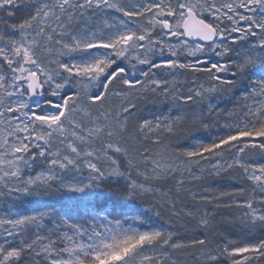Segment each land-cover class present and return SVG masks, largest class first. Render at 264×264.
Here are the masks:
<instances>
[{
    "label": "rangeland",
    "instance_id": "374dc122",
    "mask_svg": "<svg viewBox=\"0 0 264 264\" xmlns=\"http://www.w3.org/2000/svg\"><path fill=\"white\" fill-rule=\"evenodd\" d=\"M189 10L223 39H185ZM0 26V189L57 182L93 208L105 184L140 191L137 203L121 196L135 203L124 215L98 211L68 228L46 211H0V264H264L262 0H0ZM245 75L235 100L218 94ZM147 97L159 102L133 122ZM198 110H213L210 137L173 154L158 145L193 128ZM220 176L230 210L222 189L197 183ZM166 184L191 200L176 225L162 219ZM216 215L245 231L242 242L194 239Z\"/></svg>",
    "mask_w": 264,
    "mask_h": 264
},
{
    "label": "trees",
    "instance_id": "16d2710c",
    "mask_svg": "<svg viewBox=\"0 0 264 264\" xmlns=\"http://www.w3.org/2000/svg\"><path fill=\"white\" fill-rule=\"evenodd\" d=\"M5 29V26H0V37L3 41L6 36L4 31ZM261 51L263 52L264 48ZM262 54H264V52ZM235 76L236 75H233L231 79H234ZM245 79L246 75L232 83L224 82V84L220 87L218 94H229V100L232 102L235 100V96L238 94L239 88L246 83ZM158 102L159 100L156 101V98H143L132 107L130 119H132L133 122H139L145 115L147 107L149 106L153 109ZM211 113H213V110L210 111L208 116H205L200 110H198V119L193 128L189 126L181 127L177 134L166 137L162 140L163 142L158 145L164 147L165 150L173 154L187 149L191 144H194L200 139L210 137L213 132L210 126ZM226 180L227 178L225 176H220L215 179L201 178V180L197 181V183L201 186H209L216 190L222 189L220 191L223 192L220 194L221 196L218 201L221 202V207H224V210L228 209L226 205L231 198V195L228 194L229 191L226 190V188L229 190V185L226 183V185L224 184V181ZM104 186L105 189L108 190V192L105 193L107 198H103L101 202H98L95 205V208L84 203L85 201L77 198L72 190L65 189L57 182L27 190L21 189V191L15 192L8 189H0V211L6 214L13 213L17 216L37 211H46L50 214L49 221H52L55 225H61L63 227L67 226L66 228H68L69 226L76 224L80 218H89L90 216H94L98 211L103 212L104 215H108L110 217L117 216L118 214L124 215L130 205L137 203V196H140V191L136 188V184L122 186L120 184L111 183L105 184ZM179 191L180 190L176 189L173 184H166L165 188L160 187V193L165 195L163 198L167 197L173 203V208L169 212L163 214L162 219L168 222L171 221L172 225L177 224L176 221L174 222L172 213H179L183 206L187 207L191 203L190 199L184 200L185 197L181 196L180 193H178ZM124 193L134 198L133 201L135 203H132V200L130 199L126 202L125 199L121 198ZM177 196L180 197L179 200H177ZM135 208L138 209L137 207ZM225 214L222 216H225ZM224 219H218L216 215L212 224H210L206 229H199V231L194 234L196 236L193 235L194 239L196 241L202 240L204 242V240H207L205 237L209 235L211 241H213L212 244H218L220 247L226 243L227 238L237 241V244L242 242L244 236L247 235L244 233L245 231H241L238 226L236 228L231 221H229V223L227 221L225 222ZM255 233H257L258 238L264 236L263 230H257ZM178 235L179 232H176L174 236Z\"/></svg>",
    "mask_w": 264,
    "mask_h": 264
},
{
    "label": "water",
    "instance_id": "95a60500",
    "mask_svg": "<svg viewBox=\"0 0 264 264\" xmlns=\"http://www.w3.org/2000/svg\"><path fill=\"white\" fill-rule=\"evenodd\" d=\"M262 1L264 2V0ZM185 16L180 26L185 39L205 46L213 43L218 38H223L220 34H217V31L212 26L199 18L194 12L189 10ZM28 79L32 83L29 91L31 94H35L39 91V79L34 74H29Z\"/></svg>",
    "mask_w": 264,
    "mask_h": 264
}]
</instances>
